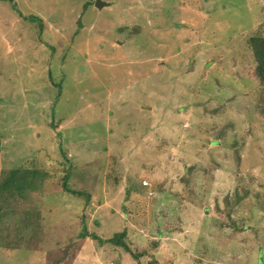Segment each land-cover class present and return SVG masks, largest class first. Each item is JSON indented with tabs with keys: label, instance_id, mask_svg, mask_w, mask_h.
<instances>
[{
	"label": "rangeland",
	"instance_id": "rangeland-1",
	"mask_svg": "<svg viewBox=\"0 0 264 264\" xmlns=\"http://www.w3.org/2000/svg\"><path fill=\"white\" fill-rule=\"evenodd\" d=\"M96 1L0 0V171L50 174L18 203L41 211L39 240L0 264H133L104 243L124 229L159 264H264L245 44L264 0Z\"/></svg>",
	"mask_w": 264,
	"mask_h": 264
},
{
	"label": "trees",
	"instance_id": "trees-1",
	"mask_svg": "<svg viewBox=\"0 0 264 264\" xmlns=\"http://www.w3.org/2000/svg\"><path fill=\"white\" fill-rule=\"evenodd\" d=\"M137 30L138 28L136 27L134 31ZM245 44L254 63L253 73L255 80L260 84V90H262L264 86V32L262 29L252 32L245 39ZM49 176L48 171L33 167L17 166L12 169H1V249L7 252H14L22 248L29 249L39 240L41 232V211L35 208H19L18 203L28 202L29 198L38 193L40 184L47 180ZM65 190L72 192L74 195L82 194L80 191ZM228 201L229 198L225 201L226 206L228 205ZM128 224L130 225V223ZM125 237L126 230L124 229L113 234L112 237L104 239V243L108 242L111 245L121 247L129 255L133 264H159L155 258H151V253L148 250L138 252L131 250L130 245L125 241ZM156 246L157 242H152L151 248L153 250ZM146 256H150L149 258L151 260L143 262Z\"/></svg>",
	"mask_w": 264,
	"mask_h": 264
},
{
	"label": "water",
	"instance_id": "water-1",
	"mask_svg": "<svg viewBox=\"0 0 264 264\" xmlns=\"http://www.w3.org/2000/svg\"><path fill=\"white\" fill-rule=\"evenodd\" d=\"M102 4H103V3H101L100 1L97 0L96 3H95V6H96V7H101Z\"/></svg>",
	"mask_w": 264,
	"mask_h": 264
},
{
	"label": "built area",
	"instance_id": "built-area-1",
	"mask_svg": "<svg viewBox=\"0 0 264 264\" xmlns=\"http://www.w3.org/2000/svg\"><path fill=\"white\" fill-rule=\"evenodd\" d=\"M145 184V183H144Z\"/></svg>",
	"mask_w": 264,
	"mask_h": 264
}]
</instances>
